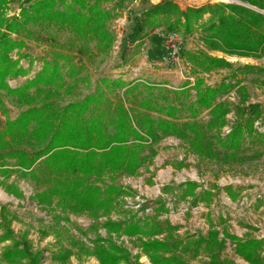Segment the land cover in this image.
Masks as SVG:
<instances>
[{
    "label": "trees",
    "instance_id": "trees-1",
    "mask_svg": "<svg viewBox=\"0 0 264 264\" xmlns=\"http://www.w3.org/2000/svg\"><path fill=\"white\" fill-rule=\"evenodd\" d=\"M102 1L20 0L19 15L5 18L4 12L9 0H0V92L3 91L7 97H12L16 105L22 108L18 115L11 119L0 93V111L5 116L0 129V159H15L17 167L21 169L18 173L42 187L34 195L38 204L54 206L61 212L79 214L86 211L92 217L108 212L113 198L119 196L122 190L112 184L102 188L96 183H90L89 177L94 175L98 179L105 171L123 170L134 173L147 161V155H142L145 149L141 143L143 139L132 127L123 104L120 100L113 103L106 98L104 89L114 90L122 87L124 81L102 77L95 85L94 91L80 101L57 105V101L52 100V97L58 94V90L70 87L69 84L63 85L64 78L75 79L80 74V68L74 62L73 55L62 43L56 44L52 49L51 58H44L41 69L31 79L16 87L8 85L6 79L23 76L27 72L19 65V60L10 59L8 54L14 48L24 45L21 40L10 38V33L22 31L30 35V27L54 26L56 29H66L75 41L93 38L99 51L106 52L111 42V36L105 27L110 14L102 8ZM247 1L259 9H264V0ZM226 6L232 7L239 14H248L246 22L239 19L234 29L235 26L230 25L228 17L224 18L222 12L220 13L219 25L225 34L226 46L235 45V42L237 46H243L244 43L240 40L247 23L258 28L264 22V15L243 6ZM203 12L202 6H188L182 9L172 0L151 4L132 28L131 40L139 38L144 30L147 32L160 27V19H163L170 31L181 26L188 29ZM255 37V42L264 47V36L258 34ZM185 56L203 68L228 64L221 58L204 57L192 52H185ZM194 87L197 93L195 105L188 106L192 120H173V107L168 106L166 113L172 119H153L147 113H139L136 117L139 126L155 142L160 137L173 135L185 141L198 156L222 162L237 161L241 158L239 152L244 135L252 132L251 117L238 123L225 139L216 137L211 134V130L222 124L226 108L221 103L212 105V102L218 93L225 90V86L202 88L201 81H196ZM146 89L152 91L150 87ZM129 91L130 87L124 89L127 94ZM180 93L184 96L187 91L181 89ZM151 98V94H148L147 98L140 102L142 109L150 111L154 108ZM203 107H210L211 113V118L205 124L194 119ZM194 187V184H188L183 194H192ZM5 189L17 194V189L13 186H7ZM0 217L5 221L6 227L2 238L11 239V245L3 249L1 258L8 264H40L41 251L32 250L24 235L20 238L14 236L8 227L3 206L0 207ZM104 226L108 231L122 230L130 235L141 231L139 224L132 221L123 226L109 221L105 222ZM90 229L95 230L96 226L92 224ZM144 232H155V228L150 226ZM96 241L98 242L95 243L92 254L100 264H131L124 250L112 243L103 245L99 240ZM198 241L201 243L204 240L199 238ZM178 243L152 240L144 243L143 248L157 264H187L179 256L162 255L176 249ZM205 244L209 248L218 244L214 232L209 234ZM261 247L260 241L245 240L237 242L236 250L247 261L259 264ZM70 255V250H61L52 257L64 262ZM211 264L225 263L219 261L217 255H213Z\"/></svg>",
    "mask_w": 264,
    "mask_h": 264
},
{
    "label": "rangeland",
    "instance_id": "rangeland-1",
    "mask_svg": "<svg viewBox=\"0 0 264 264\" xmlns=\"http://www.w3.org/2000/svg\"><path fill=\"white\" fill-rule=\"evenodd\" d=\"M161 1L165 0H103L101 6L110 14L105 27L111 36V42L109 49L106 52L99 51L95 39L89 38L85 41H75L72 38L69 30L56 29L54 26L30 27V35H27L22 31L10 33V38L16 40L19 39L24 42V45L25 42H29L31 40L33 42V45L39 48V50L21 51L22 47L14 48L13 50H11L8 54L10 59L19 60V65L27 72L21 78L19 76L15 77L18 78L17 82L14 77H7L6 82L11 87H16L25 82L27 79H31L41 69L44 58H51V52L53 51L52 49L56 47V44L62 43L66 46V49L69 50V52L73 55L74 62L80 68V74L78 75L79 77H76L75 79H70L69 77L64 78L63 85L69 84L70 87H67V89L62 88L58 90V94H55L52 97V100L57 101V105L63 106L69 102L80 101L83 97H85V95L94 91L95 85L102 77H107L109 79H120V77H117L116 75L124 74L126 78H140L139 82H135L130 86L131 91H129L128 94L124 92V86L117 87L114 90L104 89V91L106 93V98L110 99L113 103L116 100H120V102L123 104L132 127L135 130H137L138 128L142 132L140 134L143 139L141 143L145 146V149L142 151V155H147V161L149 159L151 160L152 169L155 170L157 166H171L176 169L191 166L192 168L197 170V172L204 178L209 179L210 185H213V187L214 182L220 177L230 176L233 178L237 177L247 180L248 182H250V190L261 192L262 190H264V136L262 134L256 133L253 130V126L251 134L246 133L244 135L242 149L239 152L241 158L233 162H222L221 160L198 156L190 149L185 141L173 135L160 137L158 141H164L165 147L161 149L156 146V151L154 150V146L158 141L155 142L153 138L139 126L136 118L137 114L139 113H147L153 119L167 117H169L168 119H172V117L169 116L168 113H166V109L168 106L173 107V120L177 122L186 121L185 118H188V120H192L193 117H191L190 115L191 109L188 106L195 105L197 93L194 87V83L196 81H201L202 88H217L221 85L225 86V90L218 93L212 102V105L221 103L226 108L222 124L211 130V134L215 135L216 137L225 139L228 136L227 135L225 137H222L220 135V132L222 128L225 127V125H231L233 130L238 123L244 122L248 117H251L253 125L254 120L264 116V102H258L254 100L258 95H264V70L262 68L258 70L247 68L246 66L248 65H246V63H243L244 61L239 60L238 58L242 57V55L240 56L228 52H224L222 54H213L206 52V55L203 54L204 57L209 56L221 58L228 62V64L212 68H203L201 66L199 67L191 60L186 58L185 52L189 51L183 50L184 37L179 34L183 41L179 53L180 60L177 62L171 60L169 63L163 65L154 64L166 54V51L162 48V36L164 35V33L170 30L166 28V24L163 23V19H160V27L156 28L155 30H148L149 32L154 31L152 33L156 35L150 39L151 43H157L155 50L154 48L147 45L145 46L147 50H141L140 42L139 40H137L138 37H136V39L134 40H131L130 35L136 21L142 18L144 11L151 4H155ZM172 1L176 2L180 6V8L185 9L190 5H197L208 0ZM219 1H224L227 4H233L235 2V0ZM19 10L20 0H9L5 8L4 17L9 18L12 16H18ZM143 32H146V30H144ZM195 51L198 52L200 50ZM30 52L33 53V55ZM145 54H147V56H145ZM28 56H30L31 58L28 59ZM21 59L24 60L25 65L21 63ZM118 68H121V70H118ZM137 68H139V70ZM170 70H173V73L178 75L180 78L186 77L187 80L192 82L191 88H193L195 92L187 91V94L184 96H182L181 93L179 94V92H181V89L179 88L181 87V84H176L173 79L166 75L170 72ZM243 74H246V76L242 77ZM63 75L66 76L65 71H63ZM246 79L252 87L249 89L250 91L240 86V82L242 80L245 81ZM9 80L12 82L11 84H9ZM212 83L215 84L214 87L211 86ZM146 87L152 88V91H148ZM0 93H2V101L9 110L8 116L11 119H14L22 108L16 105L12 97H7L3 91H1ZM148 94H151V101L154 104V108H152L150 111L142 109L140 104L141 101L147 98ZM189 95H191V97H189ZM190 98L192 99V101L186 105ZM157 105H159L158 107H160V110L155 109ZM155 112L158 114L156 115ZM14 114L15 116H13ZM0 116H2L5 121V116L1 114V111ZM3 118L1 122L2 126L4 124ZM210 118V107H203L199 109V112L194 119H197L199 122H201V124H205ZM148 137L151 139L150 143L145 142ZM169 148L174 149V159L163 160V158H167ZM156 153H158V156H156V159L153 161V157L156 155ZM7 160H12L14 162V165L17 167L15 159L13 158L5 157L3 159H0V163H3ZM144 163H142L141 165H143ZM157 163L158 165H156ZM142 167L145 168L144 166ZM17 168L19 171L21 170L19 167ZM138 170L136 172H138ZM145 171L151 172L152 170L146 169ZM121 173L127 172L123 170H120L118 172L105 171L100 177H98V179L94 175H91L88 180L90 183H96L102 188L107 184H112L120 188L116 183H114V181L117 175ZM17 175H20V173H17ZM30 181L34 183L32 180ZM172 189L173 188L169 186V188H166V192H170L172 191ZM184 190H182L181 192H183ZM226 192L231 198H236L238 195V192H234V190H232L231 188H227ZM192 194L193 195L191 196L193 200H203L207 204L212 201V193L205 191L203 195H196L194 193ZM199 196H202L203 198H198ZM204 196H206V198ZM118 197L119 196H115L113 198L111 209L108 212L99 213L96 217H92L86 211L79 214H75L72 212H61L60 209L54 206H45L38 204V209L40 208L39 206H45L47 207V210L48 208H50L51 211H49L50 216L46 215L47 217L45 220L47 221H44L43 223L37 222L34 224H22V213H20L19 210L20 207L13 206L10 203L1 202L0 206H7V210L15 221L14 226L11 228L14 236L16 238H20L24 235L27 244L30 246V248H32V250L41 251L42 256L40 259V264H59L58 262H53L54 260L52 256L54 254H57V252L61 250L71 251V255L68 258L69 260L64 264H79L81 261H83L84 264H91L93 263L92 261L95 260V256L92 254V250L95 246V243L98 242L96 240H99L103 245H106L108 243L114 244L128 254L129 262L131 264H140V261L138 259L139 257L137 255H132V251L134 250L133 248H131L132 251L130 253V251H128L126 247H124L122 244L120 245L116 243L115 240H112L109 237V234L113 232L117 235L119 233H125L122 230L108 231L105 228V222L115 221L111 219H107L106 221H104V223L96 221L99 217L107 215L112 210L120 211V207L117 204ZM34 202H30V206H34ZM259 204L257 206L256 213L248 216L249 218L245 216V219H242V221L239 223L240 227H247L250 229L246 233L248 237L245 240L247 241L255 240L252 237V233L255 230H252L254 227L250 225V220L254 219L256 222L260 223L264 222V208H259L260 210L258 211V207H262L263 203L260 202ZM120 212L125 214L124 218H126L129 214L124 210ZM70 215L84 216L89 219H94L95 221H93V225L96 226V229L94 231L86 230L84 232H80L79 234L74 233L72 229L70 230L69 227L67 228L61 223V221L64 220L65 217L68 218V216ZM128 217L129 219H126L125 222L122 223L119 222V224L123 226L131 221L133 222L135 219H139L135 218V216L131 214H129ZM143 220H146V218ZM18 223L21 224L19 225ZM164 223L168 227L170 226L167 221H165ZM24 225L25 228H23ZM217 226H220L223 229L224 235H227L233 239H237L235 236L230 235L229 229L233 230V227L228 225V223H225L223 220H221L219 222V225ZM102 227L105 228L108 236L103 237L101 234H99L98 229ZM171 231L173 232V228ZM213 231L215 233V239L219 244V248L218 244L214 248H209L207 246L201 248L200 246L199 248L195 247L194 249H192L194 250V253L187 254V256H182L183 254H181L180 252H174L171 254L181 257L187 264H211L213 255H217V259L224 262L225 264H246L239 259L234 260L228 254H225L226 252L223 253L224 256L221 255V252L223 250V242L222 240H218V230L214 229L213 226H211L205 232L206 234H200L197 237H192L189 235H179L178 233L174 232L172 234L176 235V238L183 237L185 240H188L189 238L198 240L199 238H202L204 236H206V239H208L209 234ZM155 234L158 233H141V235H147L148 237ZM89 236H91V240L88 239ZM131 236L137 235L132 234ZM86 239L88 241H91L92 245H89ZM152 240H148V242ZM160 241H167V239H165L164 237V239ZM238 241L240 242V240ZM169 244L173 243L169 241ZM131 247H134V244L133 246L131 245ZM144 252L147 254L149 260H151L149 253L145 250ZM171 254H166L165 256ZM151 262L153 261L151 260ZM248 264L253 263L248 261ZM262 264H264V262Z\"/></svg>",
    "mask_w": 264,
    "mask_h": 264
},
{
    "label": "built area",
    "instance_id": "built-area-1",
    "mask_svg": "<svg viewBox=\"0 0 264 264\" xmlns=\"http://www.w3.org/2000/svg\"><path fill=\"white\" fill-rule=\"evenodd\" d=\"M139 42L141 50H147L145 48L146 41L142 40ZM182 43L183 41L176 31H167L164 33L162 36V48L166 51V54L154 64L163 65L169 63L171 60L179 61ZM137 69L139 70V68ZM11 83L9 80V84ZM214 83H212V87L215 86ZM252 126L256 133L264 136V116L254 120ZM137 130L140 134L142 133L138 128ZM231 132L232 126L225 125L220 135L225 137ZM145 142L150 143L151 139L148 137ZM151 170L153 171L154 169ZM152 171L146 172L144 169H139L134 174L121 173L117 175L114 183L122 190L117 198L120 211L124 210L141 220L147 217H154L159 222L167 221L173 228V232L179 235L197 237L200 234H206L205 232L213 226L214 229L218 230V240H222L223 242L221 255L224 256L223 253L226 252L225 254H228L234 260L239 259L248 264V261L238 254L236 247L238 240L245 241L247 239L248 236L246 233L250 229L240 227L239 223L242 219H245V216L248 217L256 213L257 206L260 202L263 203V206L258 207V211L264 208V190L261 192L250 190V182L242 178H233L230 176L220 177L214 182L213 187V185H210L209 179L204 178L191 166L181 167L179 169L171 166H157ZM8 181L15 186L17 194L8 192L5 188L0 187V193H4L7 197V200L0 199V202L10 203L22 209L29 207L37 191L34 183L26 177L17 175V173H12L8 177ZM188 184H194L193 193L196 195H201L205 191L212 193V201L207 204L203 200H193L191 196L193 194L183 196L181 191ZM169 186L173 189L170 192H166V188ZM227 188L238 192L237 197L231 198L226 192ZM37 205L38 203L35 201L33 207L37 208ZM161 206L163 209L157 210ZM120 211L112 210L107 215L99 217L96 221L104 223L107 219H111L118 223L125 222L126 219H129V214L128 216L126 214L127 217L124 218L125 214ZM221 220L233 227V230L229 229L230 235L235 236L237 239L223 234V229L217 226ZM93 221L95 220L92 218L70 215L68 218L62 220L61 223L67 228L69 227L70 230L72 229L74 233L79 234L82 231H86L93 224ZM250 225L254 227L252 230H255L252 233V237L262 243L259 256L261 260H264V222H256L253 219L250 220ZM98 232L103 237L108 236L104 227L99 228ZM1 234L2 231L0 229ZM109 237L115 240L116 243L126 247L130 253L132 251L131 248H133L132 255L139 257L140 264H155L149 260L147 254L144 252L143 244L152 239L162 240L165 237V233H158L148 237L147 235L141 234L131 236L125 233H119L117 235L113 232L109 234ZM88 239L91 240V236ZM86 241L89 245H92L91 241L87 239ZM133 244L134 247H131Z\"/></svg>",
    "mask_w": 264,
    "mask_h": 264
},
{
    "label": "crops",
    "instance_id": "crops-1",
    "mask_svg": "<svg viewBox=\"0 0 264 264\" xmlns=\"http://www.w3.org/2000/svg\"><path fill=\"white\" fill-rule=\"evenodd\" d=\"M227 3L224 1H205L202 3H199L197 5H193L196 7H200L202 6L204 8V12L202 13V15L199 17V19L195 22H192L190 27L188 29H185L183 26H181L180 28H178L176 31L178 32V34H180L182 37H184V46H183V50H187L189 52L192 53H198L201 55H206V52L208 53H213V54H222L224 52H228L231 54H237V55H242V57H238L239 60L244 61L243 63H246L247 68H252L254 70H258L260 68H262L264 70V47L262 45H258V43L255 42V39L257 37H255L256 35L260 34L264 36V22H262L259 26V28H255L252 24H248L245 27V31H243V34L241 35V42L244 43V45H240L237 46V42H235V45H229L226 46L225 43V34L222 33L221 31V27L219 25V20H220V13L223 14L224 18L228 17V21L231 24H233L235 26L234 29H236V25L239 19H241V21H245L247 19V13H238L236 12V10H234L232 7H227L226 6ZM233 5H237V6H243L245 8L250 9L251 11H257L260 12L264 15V10L257 8L254 5H251L247 0H235V2L233 3ZM192 6V5H190ZM155 30V29H154ZM154 31H147V32H142L141 36L137 39L139 41H146V45L149 47L154 48V50L156 49L157 43H151L150 39L154 35V33H152ZM198 46V47H197ZM23 50H39V48H37L35 45H33V42L30 40L29 42H25V45L22 47L21 51ZM195 50H200L198 52H196ZM211 50V51H208ZM26 52V51H25ZM31 53V52H30ZM33 55V53H31ZM28 59L31 58L30 56L27 57ZM21 63H23L25 65V62L23 59H21ZM23 65V66H24ZM118 70H121V68H118ZM168 77H170L171 79H173L175 81L176 84H181V87H179L180 89H185L188 92H195V90L193 88H191L192 82H190L189 80H187L186 77L180 78L178 75H176L175 73H173V70H170L169 73L166 74ZM117 77H120L121 80L124 81V87L123 89L130 87L132 84H134L135 82H139L140 78H136V79H132V78H126L124 74H119L116 75ZM246 74H243L242 77H245ZM20 78L22 76H19ZM16 82L18 80V78H15ZM20 84V83H19ZM240 86H242V88H246L248 91H250L249 89L252 88L250 86V83L248 82V80L246 79L245 81H241L240 82ZM189 97H191V95H189ZM194 98V97H192ZM255 101L258 102H264V95L260 94L258 95L255 99ZM192 101V99L190 98L189 101L186 103L189 104ZM159 105L156 106V110H160V107H158ZM155 114L157 115L158 113L155 112ZM15 116V114L13 115ZM12 116V117H13ZM2 116H0V128L2 127ZM156 118V117H155ZM169 118V117H167ZM157 119V118H156ZM186 120H188V118H185ZM4 121V118H3ZM156 146L163 149L165 147V142L161 141V142H156L155 144V149ZM183 149V148H182ZM184 150V149H183ZM168 154H167V158H163L167 159V160H171L174 159V149L173 148H169L168 149ZM156 156H158V153H156V155L153 157V161L156 159ZM175 163V161H174ZM158 165V163L156 164ZM142 166H144L145 168H143ZM139 169H147V170H151L152 169V163L151 160L149 159L148 161H146L143 165H141L139 167ZM18 168L14 165V162L12 160H7L3 163H0V178H2L0 180V187L2 188H6L7 186H13L15 187L13 184H10L8 181V177L11 173H18ZM19 174V173H18ZM34 186L36 187V190H40L42 187L37 184L34 183ZM169 188V187H168ZM184 192V191H183ZM182 192V194H183ZM203 195V194H202ZM184 196V194H183ZM198 198H203L202 196H199ZM34 200L32 199L31 202H33ZM1 207V206H0ZM4 207V215L6 220L8 221V227L11 229L14 224L15 221L13 220L12 216L10 215L9 211L7 210V206H3ZM40 208H34L33 206H29L26 209H20V213H22V224H28V223H43L46 219V215H49V211H51L50 208L47 207H42L39 206ZM163 207L161 206L160 208H158L157 210H162ZM22 211V212H21ZM52 217V216H51ZM151 219V220H150ZM133 222H137L141 228V231L137 232L134 235H139L141 233H146V234H151L149 232H144L147 231L149 229L150 226H153L155 228V232L152 233H165V239H167V241H171V243L173 242H179L178 246L176 249H172L170 252H166L163 253V255L166 254H171V253H177L180 252L181 254H183L182 256H187V254H193L194 253V249L195 247L199 248L201 246L205 247V241L206 236L202 237V239L204 240L203 242L199 243V239H193V238H189L188 240H185L183 237H177L176 235L172 234L173 232L172 227L170 228V226L168 227L164 222H159L157 221L155 218L150 217V218H146V220H140V219H135ZM19 225L21 223H18ZM23 228H25V225L23 226ZM0 229L2 231V234L0 235V246H1V252H0V264H8L7 262H5L2 258V250L6 247V246H10L11 245V239H3L2 236L5 232V221L2 219V217H0ZM87 230H91V229H87ZM25 231V230H23ZM94 231V230H93ZM84 232V231H82ZM214 232V231H213ZM181 250V251H180ZM95 260H93L91 264H99V262L96 260V257H94ZM53 262H58L59 264H64L66 263L69 259L65 260L64 262L58 261L56 259L53 258ZM79 262V261H78ZM264 262V260H261V264ZM79 264H84L83 261H81Z\"/></svg>",
    "mask_w": 264,
    "mask_h": 264
},
{
    "label": "bare ground",
    "instance_id": "bare-ground-1",
    "mask_svg": "<svg viewBox=\"0 0 264 264\" xmlns=\"http://www.w3.org/2000/svg\"><path fill=\"white\" fill-rule=\"evenodd\" d=\"M0 199L7 200V197L4 193H0Z\"/></svg>",
    "mask_w": 264,
    "mask_h": 264
}]
</instances>
